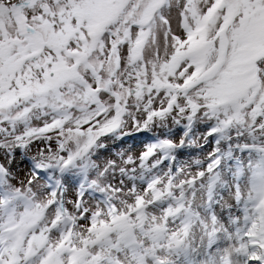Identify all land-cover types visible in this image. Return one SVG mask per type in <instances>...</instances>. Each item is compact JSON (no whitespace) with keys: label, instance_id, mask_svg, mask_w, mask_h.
Returning <instances> with one entry per match:
<instances>
[{"label":"snow or ice","instance_id":"6c2138e0","mask_svg":"<svg viewBox=\"0 0 264 264\" xmlns=\"http://www.w3.org/2000/svg\"><path fill=\"white\" fill-rule=\"evenodd\" d=\"M0 264H264V0H0Z\"/></svg>","mask_w":264,"mask_h":264},{"label":"rangeland","instance_id":"374dc122","mask_svg":"<svg viewBox=\"0 0 264 264\" xmlns=\"http://www.w3.org/2000/svg\"><path fill=\"white\" fill-rule=\"evenodd\" d=\"M132 141H129V145H131Z\"/></svg>","mask_w":264,"mask_h":264}]
</instances>
